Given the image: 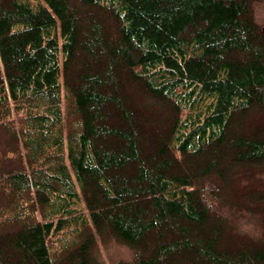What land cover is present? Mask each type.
<instances>
[{"label": "trees", "instance_id": "obj_1", "mask_svg": "<svg viewBox=\"0 0 264 264\" xmlns=\"http://www.w3.org/2000/svg\"><path fill=\"white\" fill-rule=\"evenodd\" d=\"M43 1L0 0V264H264L225 210L264 209L226 190L264 165L259 0Z\"/></svg>", "mask_w": 264, "mask_h": 264}, {"label": "rangeland", "instance_id": "obj_2", "mask_svg": "<svg viewBox=\"0 0 264 264\" xmlns=\"http://www.w3.org/2000/svg\"><path fill=\"white\" fill-rule=\"evenodd\" d=\"M27 1L34 8L44 5L43 0ZM252 7L254 20H256L259 26L264 29V0L254 1ZM77 11L79 12L77 15L79 17H83L87 10L77 8ZM63 91L65 95V89ZM63 107L66 115L65 125L66 128H68V124H70L73 117L70 115V107L68 106L66 100L63 101ZM156 113L160 115V109L157 108ZM250 120L264 123V111H255L251 115ZM4 133H2V136ZM111 141L113 142L114 139L111 138ZM224 149L225 148L222 146L221 148L217 149L216 152L219 154ZM204 157H208V154H206ZM198 161H201V159L197 160V162ZM126 171L128 172V170ZM238 175V178H236L234 181H231L226 188L227 192L233 193L234 191H237L238 194H234L235 196L239 195L245 188L251 185L264 187V165L262 167L248 166L246 167V170L240 171ZM259 206L263 207L264 204L259 203ZM225 210L231 217L233 229L249 236H257L262 233L263 230L260 218H262V221L264 220V209H258L260 214H255L252 212L249 213L244 209H236L234 206H226ZM95 238L93 253L96 255V258L100 264H127L131 263L135 259V250L130 245L121 241L114 235L105 234L101 236L96 233ZM174 258L176 261L181 259L179 254Z\"/></svg>", "mask_w": 264, "mask_h": 264}]
</instances>
